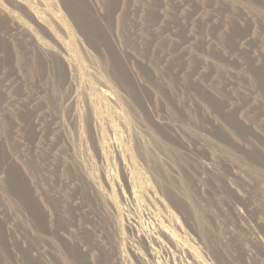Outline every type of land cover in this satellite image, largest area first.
<instances>
[{
    "label": "rangeland",
    "instance_id": "rangeland-1",
    "mask_svg": "<svg viewBox=\"0 0 264 264\" xmlns=\"http://www.w3.org/2000/svg\"><path fill=\"white\" fill-rule=\"evenodd\" d=\"M0 264H264V0H0Z\"/></svg>",
    "mask_w": 264,
    "mask_h": 264
},
{
    "label": "bare ground",
    "instance_id": "bare-ground-1",
    "mask_svg": "<svg viewBox=\"0 0 264 264\" xmlns=\"http://www.w3.org/2000/svg\"><path fill=\"white\" fill-rule=\"evenodd\" d=\"M44 48V47H43ZM45 50V49H44ZM46 52V51H45ZM49 53V52H48ZM49 55V54H48ZM96 197V196H95ZM135 255V254H134ZM144 261V260H143Z\"/></svg>",
    "mask_w": 264,
    "mask_h": 264
}]
</instances>
